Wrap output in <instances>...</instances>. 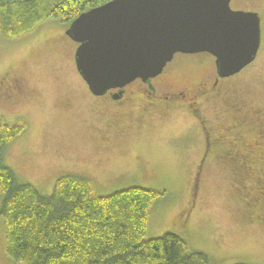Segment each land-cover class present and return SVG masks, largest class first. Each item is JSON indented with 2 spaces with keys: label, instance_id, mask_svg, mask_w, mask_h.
<instances>
[{
  "label": "rangeland",
  "instance_id": "1",
  "mask_svg": "<svg viewBox=\"0 0 264 264\" xmlns=\"http://www.w3.org/2000/svg\"><path fill=\"white\" fill-rule=\"evenodd\" d=\"M230 3L232 9L259 14L261 42L255 59L224 81L239 86L244 102L264 109V0ZM68 25L47 18L25 36L0 35V120L26 123L4 155L19 181L50 195L59 176L76 172L88 176L104 195L130 186L165 192L149 210L145 238L170 231L205 252L212 264H264V225L245 213L237 190L242 185L223 158L212 159L217 152L207 157L194 184L193 169L203 148L198 135L186 147L183 127L192 122L188 112H152L139 107L140 101L118 112L92 96L74 63L75 43L65 37ZM193 55L205 60L207 71L213 68L210 53ZM113 129L125 136L111 140L117 133ZM183 211L190 216H180ZM3 243L0 215V264H17L6 256Z\"/></svg>",
  "mask_w": 264,
  "mask_h": 264
},
{
  "label": "trees",
  "instance_id": "2",
  "mask_svg": "<svg viewBox=\"0 0 264 264\" xmlns=\"http://www.w3.org/2000/svg\"><path fill=\"white\" fill-rule=\"evenodd\" d=\"M108 1L111 0H0V35L13 39L25 36L47 18L68 24L80 13ZM25 130L22 120H0V215L4 252L11 261L212 264L205 252L190 248L178 233L168 231L145 238L149 210L164 198L165 192L130 186L104 195L97 193L88 176L76 172L59 176L50 195H42L32 183L19 181L4 155L7 144Z\"/></svg>",
  "mask_w": 264,
  "mask_h": 264
},
{
  "label": "water",
  "instance_id": "3",
  "mask_svg": "<svg viewBox=\"0 0 264 264\" xmlns=\"http://www.w3.org/2000/svg\"><path fill=\"white\" fill-rule=\"evenodd\" d=\"M231 0H111L74 18L65 30L78 43L74 63L92 94L147 80L176 53L208 52L220 77L255 59L258 13Z\"/></svg>",
  "mask_w": 264,
  "mask_h": 264
},
{
  "label": "flooded vegetation",
  "instance_id": "4",
  "mask_svg": "<svg viewBox=\"0 0 264 264\" xmlns=\"http://www.w3.org/2000/svg\"><path fill=\"white\" fill-rule=\"evenodd\" d=\"M65 37L69 39L66 34ZM180 53H176L158 75L147 80L137 77L126 86L108 89L102 95L92 94L85 86L92 96L114 105L118 112H126L129 106H135L132 103L138 101L142 102L139 107L157 113L186 110L192 118L190 125L183 127L188 135L186 147L193 146L198 135L199 145L203 148L193 169L194 184L197 186L198 176L210 160L207 157L217 152L212 159L218 155L225 163L231 164L232 174L242 185L238 184L237 190L243 196L244 210L252 220L257 219L264 225V109L250 106V102L239 98L236 91L239 86L225 83L224 80L231 75H218L214 57L213 68L207 71L205 60L201 61L194 53ZM129 103L131 105L127 106ZM208 107L212 114L217 112L216 117L209 115ZM124 136L117 132L110 137L114 140ZM116 175L109 176L111 184ZM179 215L190 216L184 211Z\"/></svg>",
  "mask_w": 264,
  "mask_h": 264
}]
</instances>
